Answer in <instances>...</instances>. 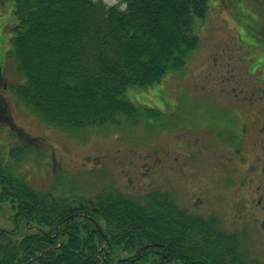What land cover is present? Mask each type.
<instances>
[{
    "label": "trees",
    "instance_id": "16d2710c",
    "mask_svg": "<svg viewBox=\"0 0 264 264\" xmlns=\"http://www.w3.org/2000/svg\"><path fill=\"white\" fill-rule=\"evenodd\" d=\"M209 1L0 0L12 3L11 51L26 79L16 93L64 130L157 119L159 111L140 108L127 93L184 69ZM31 150L13 148L9 161L0 152V203L33 230L15 239L17 231L0 229V264H263L216 231L214 218L193 217L165 194L142 204L115 190L93 199L40 192L17 172ZM77 213L83 216L66 220ZM147 245L154 246L139 254Z\"/></svg>",
    "mask_w": 264,
    "mask_h": 264
},
{
    "label": "rangeland",
    "instance_id": "374dc122",
    "mask_svg": "<svg viewBox=\"0 0 264 264\" xmlns=\"http://www.w3.org/2000/svg\"><path fill=\"white\" fill-rule=\"evenodd\" d=\"M105 1L112 5L120 0ZM12 22L11 3L0 6V151L7 159L10 147L28 143L34 148L19 172L35 189L58 198L84 199L112 189L140 201L153 191L146 184L158 175L150 172V179L144 178L143 163L152 150L145 147L160 134L184 127L189 141L196 135L201 139L194 158L185 162V172L158 180L156 189L171 190L189 214L217 215L226 230L238 229L250 245L248 253L264 262V150L259 146L264 138L250 134L243 142L247 157L241 161V185L233 171L212 162L205 147L206 141L211 144L208 130L226 124L231 131L240 127L241 121L232 118L239 109L245 116L253 107L264 109V0H210L206 19L195 24L200 43L185 68L167 75L161 88L129 89L135 105L156 108L162 119L135 124L122 119L120 125L102 129L66 131L49 125L15 94L13 88L25 78L10 51ZM8 123L15 132L19 128L39 139L27 142ZM43 139L46 147L40 150ZM251 161L257 174L247 168ZM185 176L189 188L184 187ZM15 217L10 204H0V228H17V238L30 233L29 225Z\"/></svg>",
    "mask_w": 264,
    "mask_h": 264
},
{
    "label": "flooded vegetation",
    "instance_id": "af4514ba",
    "mask_svg": "<svg viewBox=\"0 0 264 264\" xmlns=\"http://www.w3.org/2000/svg\"><path fill=\"white\" fill-rule=\"evenodd\" d=\"M254 104L255 103H253V105ZM253 108V111L250 114L247 113L246 116L243 114L242 109H239L240 112L233 114L234 117L232 118L241 121L239 128L231 131L226 124L223 129H221L223 127L221 126V128H214L207 131V137L211 139V144H208L206 141L205 145L209 150L208 156H210L213 163L220 164L223 169L229 168L233 171L232 175H234V178H236V176H238V178L241 176L244 166L241 161L247 157L243 147V142L246 141L247 138L246 136L257 134L264 138V109H260L262 111L258 112L259 108ZM230 119L227 120L230 121ZM180 128V130L179 128H175L160 134L155 143L145 147L146 149L152 150L146 156V161L143 163L145 171L143 173L144 178L150 179V172H155V175L158 174L146 184V188L149 189L152 187V189L154 188L153 191L156 190V193L168 194L170 198L174 197L173 192L171 190L164 191L162 189H156V182L163 179L165 176L168 178L172 177L175 173L185 172L188 169V164H185V162L193 160L194 154L201 141V139L198 140L197 135L193 137L192 142L189 141L191 137L190 133H188L189 131L183 127ZM259 146L264 150V143H259ZM222 149L225 150V152H223ZM249 164L247 168L256 173V164L252 161ZM182 165H184L183 170L179 171V167ZM260 172L263 175L264 163ZM186 179L188 180V176L183 177L185 182ZM257 179L260 180L259 178ZM250 182H252V179H250ZM238 183L239 185L242 183L240 178ZM184 187L189 188L187 182L186 184L184 183ZM238 188H240V186H238ZM197 206H199V204H197ZM216 225L219 227L218 223H216ZM222 231L225 232V230Z\"/></svg>",
    "mask_w": 264,
    "mask_h": 264
},
{
    "label": "water",
    "instance_id": "95a60500",
    "mask_svg": "<svg viewBox=\"0 0 264 264\" xmlns=\"http://www.w3.org/2000/svg\"><path fill=\"white\" fill-rule=\"evenodd\" d=\"M75 216H77V215H73L72 217H75ZM71 217V218H72ZM97 225V228H98V230L100 231V232H102V229L99 227V225L98 224H96ZM104 238L106 239V236H104Z\"/></svg>",
    "mask_w": 264,
    "mask_h": 264
}]
</instances>
